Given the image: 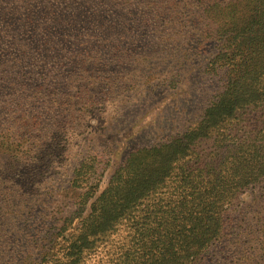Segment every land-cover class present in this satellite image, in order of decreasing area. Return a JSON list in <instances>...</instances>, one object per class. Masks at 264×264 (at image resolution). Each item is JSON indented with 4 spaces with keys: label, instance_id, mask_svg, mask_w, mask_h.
<instances>
[{
    "label": "trees",
    "instance_id": "obj_1",
    "mask_svg": "<svg viewBox=\"0 0 264 264\" xmlns=\"http://www.w3.org/2000/svg\"><path fill=\"white\" fill-rule=\"evenodd\" d=\"M60 2L0 0V96L53 95L63 61L104 59L110 46L91 43L89 31L72 46L67 37L47 41V16ZM202 25L221 90L193 126L129 152L100 191L95 159L78 164L74 209L59 218L62 229L76 227L62 243L47 247L28 229L52 215L43 190L56 172L46 165L65 161V132L47 144L24 139L35 127L25 116L22 126L0 129V264H203L223 244L230 206L264 178V0H204ZM255 222L217 264H264V227Z\"/></svg>",
    "mask_w": 264,
    "mask_h": 264
},
{
    "label": "rangeland",
    "instance_id": "obj_2",
    "mask_svg": "<svg viewBox=\"0 0 264 264\" xmlns=\"http://www.w3.org/2000/svg\"><path fill=\"white\" fill-rule=\"evenodd\" d=\"M58 7L46 19L47 41L67 37L72 46L75 34L89 31L91 43L110 46L104 59L81 55L63 61L53 95L0 96V129L22 126L18 117L25 116L35 127L24 139L56 142L54 133L65 132L59 140L66 144L65 161L59 156L46 165L56 172L43 190L50 202L45 212L52 215H45L38 231L28 229L47 247L62 243L76 227L74 222L62 229L59 218L74 209L78 190L70 188V179L78 164L95 159L96 173L103 174L100 191L129 152L193 126L223 86L221 70L208 72L216 50L200 43L204 0H61ZM257 219L264 227V178L232 203L227 237L203 264H217L230 242L240 243L239 232L249 224L257 228Z\"/></svg>",
    "mask_w": 264,
    "mask_h": 264
}]
</instances>
